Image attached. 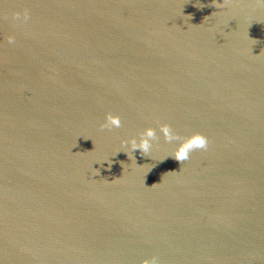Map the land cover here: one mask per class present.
Returning <instances> with one entry per match:
<instances>
[{"label": "water", "instance_id": "95a60500", "mask_svg": "<svg viewBox=\"0 0 264 264\" xmlns=\"http://www.w3.org/2000/svg\"><path fill=\"white\" fill-rule=\"evenodd\" d=\"M163 123L207 148L162 161ZM152 256L264 264V4L0 0V264Z\"/></svg>", "mask_w": 264, "mask_h": 264}, {"label": "clouds", "instance_id": "9594fccd", "mask_svg": "<svg viewBox=\"0 0 264 264\" xmlns=\"http://www.w3.org/2000/svg\"><path fill=\"white\" fill-rule=\"evenodd\" d=\"M259 2L261 4H264V0H259ZM25 18H27V16ZM8 42L10 45H15V37L10 36L8 38ZM121 125H122V119L120 115L109 112L106 116L104 123H102L100 127L111 129V128H119L121 127ZM159 129L160 132L163 133L164 139L166 141L168 142L180 141L178 146L175 148L174 152L164 156L162 161L167 159L169 156H172L179 161H186L193 150L206 149L209 144L208 138L203 133L200 132L193 133L192 135L187 137H181L177 132L173 130L172 126L167 123L160 124ZM158 139L159 137L157 134V129L154 127H148L142 132H140L138 136H132L129 139L122 141V147L120 150L116 152L115 156L120 152H124L127 154V156L129 157L132 163L138 165L135 156L136 151L139 150L141 156L152 158L153 142ZM105 162H107V168L110 169L113 163L111 159L106 158L102 161H97L96 163H99L101 167H104ZM93 169H94V173L98 175L100 169L99 168H93ZM169 172H176V171L171 170ZM155 184L157 183H154L153 185ZM141 264H160V260L158 256H152L150 259L142 260Z\"/></svg>", "mask_w": 264, "mask_h": 264}]
</instances>
